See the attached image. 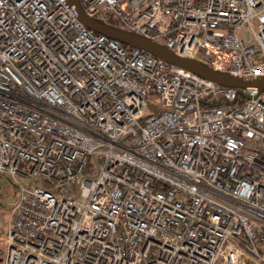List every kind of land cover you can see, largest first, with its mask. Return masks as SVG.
Wrapping results in <instances>:
<instances>
[{"label": "built area", "instance_id": "1", "mask_svg": "<svg viewBox=\"0 0 264 264\" xmlns=\"http://www.w3.org/2000/svg\"><path fill=\"white\" fill-rule=\"evenodd\" d=\"M78 2L264 77V0ZM0 174L17 182L3 264H264V85L124 46L69 0H0Z\"/></svg>", "mask_w": 264, "mask_h": 264}, {"label": "water", "instance_id": "2", "mask_svg": "<svg viewBox=\"0 0 264 264\" xmlns=\"http://www.w3.org/2000/svg\"><path fill=\"white\" fill-rule=\"evenodd\" d=\"M69 2L74 4L78 14V18L89 28L97 32L104 33L109 37L116 38L124 44L144 48L150 53L161 57L166 62L171 63L177 67L186 69L196 75L211 79L223 85H257L260 88L264 85V77H261L258 80L244 79L241 77H236L212 70L196 59L177 56L172 51L157 42L151 41L147 38L136 35L126 30L114 28L95 18L87 16L82 12L78 0H69Z\"/></svg>", "mask_w": 264, "mask_h": 264}, {"label": "rangeland", "instance_id": "3", "mask_svg": "<svg viewBox=\"0 0 264 264\" xmlns=\"http://www.w3.org/2000/svg\"><path fill=\"white\" fill-rule=\"evenodd\" d=\"M17 180L26 186H42V179L38 176H18ZM16 191L17 182H15V179L5 174H0V233L5 231L7 227L9 210L15 199ZM4 253V247L0 244V264L2 257H4Z\"/></svg>", "mask_w": 264, "mask_h": 264}, {"label": "trees", "instance_id": "4", "mask_svg": "<svg viewBox=\"0 0 264 264\" xmlns=\"http://www.w3.org/2000/svg\"><path fill=\"white\" fill-rule=\"evenodd\" d=\"M96 19V18H95ZM97 20H99V19H97ZM99 21H101V22H103V23H106V24H108V25H110V26H112V27H114V28H118V29H122V30H126V31H129L127 28H126V26L125 25H123L117 18H114V17H109V19L108 20H104V21H102V20H99ZM123 45L124 46H129V45H127V44H124L123 43ZM48 186L45 182H43V186Z\"/></svg>", "mask_w": 264, "mask_h": 264}, {"label": "crops", "instance_id": "5", "mask_svg": "<svg viewBox=\"0 0 264 264\" xmlns=\"http://www.w3.org/2000/svg\"><path fill=\"white\" fill-rule=\"evenodd\" d=\"M3 258H4V257H2V259H1V264H3Z\"/></svg>", "mask_w": 264, "mask_h": 264}]
</instances>
